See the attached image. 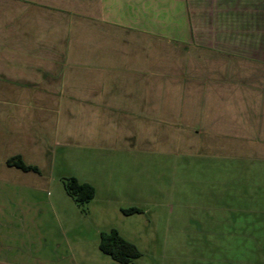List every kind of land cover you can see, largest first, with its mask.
<instances>
[{
    "label": "crops",
    "instance_id": "crops-1",
    "mask_svg": "<svg viewBox=\"0 0 264 264\" xmlns=\"http://www.w3.org/2000/svg\"><path fill=\"white\" fill-rule=\"evenodd\" d=\"M53 189L72 263L19 230ZM112 229L131 264L161 238L194 264H264V0H0V264H121Z\"/></svg>",
    "mask_w": 264,
    "mask_h": 264
},
{
    "label": "rangeland",
    "instance_id": "rangeland-1",
    "mask_svg": "<svg viewBox=\"0 0 264 264\" xmlns=\"http://www.w3.org/2000/svg\"><path fill=\"white\" fill-rule=\"evenodd\" d=\"M55 192L56 190L53 189L50 192L39 191L37 193L39 194V198L41 200V203L39 204L40 210H42V214L49 216V220L45 222L40 221L37 224L29 223L28 225H30V228L25 227L19 230H22L21 233H23V240L28 241L29 243L28 246L31 247L32 251L35 253L34 256L38 254V257L43 262H46V259L52 258V256L54 257L63 256L65 258L63 262L72 263L76 259H79V251L75 247L70 248L69 245L71 241L73 243V241H77V240L75 238H74L75 240L73 239L70 232V228L63 218V214L61 213V210L58 206V201L55 198ZM39 213L41 214V212ZM164 217H166V213L164 214ZM147 241L148 240H141L140 243H143L141 245L145 246ZM159 241L161 243L163 242L166 244L168 243L167 248L164 249L163 251L164 254L151 255L147 253V255H145L144 258L141 259L140 261L141 263L143 264L148 262L150 263V261L153 260L152 258H155L157 262H161L164 264H175V263L194 264L191 258L192 256L174 254L175 248L173 245L174 243L173 239L161 238ZM51 243L53 244V246L55 245L54 247L55 251L50 252V254H47L48 253L47 250L52 247ZM82 244L86 245L88 250H90L93 246L90 240H86V239L82 240ZM159 249L160 248H158V251ZM199 257L202 258V256Z\"/></svg>",
    "mask_w": 264,
    "mask_h": 264
},
{
    "label": "trees",
    "instance_id": "trees-1",
    "mask_svg": "<svg viewBox=\"0 0 264 264\" xmlns=\"http://www.w3.org/2000/svg\"><path fill=\"white\" fill-rule=\"evenodd\" d=\"M7 163L10 166H16L25 171H39L37 167L27 165L19 156L10 158ZM63 184L66 192L78 205H83L91 201L95 196V188L93 185L89 183H80L75 177L64 178ZM138 211H140V209L137 207L123 209V212L126 214ZM100 249L121 264H131L135 258L142 255L139 248L122 237L116 229H112L109 232H102Z\"/></svg>",
    "mask_w": 264,
    "mask_h": 264
}]
</instances>
